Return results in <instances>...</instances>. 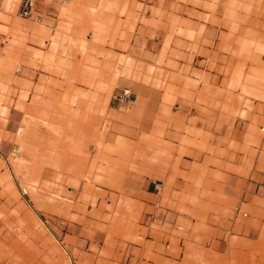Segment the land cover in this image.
<instances>
[{"label": "rangeland", "instance_id": "374dc122", "mask_svg": "<svg viewBox=\"0 0 264 264\" xmlns=\"http://www.w3.org/2000/svg\"><path fill=\"white\" fill-rule=\"evenodd\" d=\"M197 2L34 0L24 17L0 0V264H264V226L245 233L264 208V116L242 136L211 126L220 106L241 129L264 77L191 78L176 47ZM106 58L129 75H105ZM149 182L168 184L152 206ZM121 213L130 228L109 229Z\"/></svg>", "mask_w": 264, "mask_h": 264}, {"label": "crops", "instance_id": "0c3cea01", "mask_svg": "<svg viewBox=\"0 0 264 264\" xmlns=\"http://www.w3.org/2000/svg\"><path fill=\"white\" fill-rule=\"evenodd\" d=\"M191 8L194 37L190 41L183 40L176 49L181 53L180 62L190 64L192 79L195 78V74L199 73V70L209 73L210 78L217 81L231 80L237 77L255 78L257 80L264 77V0H198L196 5L191 6ZM145 27L143 25V30ZM84 44L85 42L82 40L81 45ZM147 55L144 51L142 59L145 60ZM101 72L112 79L129 75L128 67L121 66L120 60L113 61L109 58H106ZM159 72L156 73L157 84H161ZM143 88L147 89L146 87ZM50 90L52 92L57 91L56 88H50ZM149 91H151V96L146 104L148 107L146 115L138 122L136 127L126 129L127 132L133 135H137L140 130H147L152 121L150 116L156 109L159 92L157 90ZM228 91L232 92L229 89ZM212 110L216 112L217 116L215 117L218 120L214 121L211 126L224 128L225 135H229V137L237 134L242 136L243 132L254 126L255 118L264 116V101H254V107L250 111L253 112L249 113L248 118L241 120L243 126L239 130L231 124V118L228 120L220 118V106L214 107ZM215 117H213V120ZM84 118L90 124L103 122L102 117L95 115H88ZM105 133H107L105 130L100 132L102 136ZM141 151L143 161L142 163L137 162V165L140 166L142 164L146 168V156L149 150L146 147H142ZM67 159L68 164H72V158L68 157ZM160 169L157 168L154 173L164 177L165 173ZM127 176V178H130L134 177L135 174ZM64 177L66 175L63 173L59 174L60 179ZM28 187L31 191H37L33 183H30ZM167 189L168 184L164 182H159L158 186L149 182L142 186L141 194L147 206H152L162 200L163 191ZM23 190L27 191V188ZM101 206L94 207L93 211L101 213ZM184 208L191 212L194 211V208L190 206H185ZM252 212H256L258 218L252 228H245V233L251 237H256L264 226V208L252 209ZM122 213L118 218L114 217L109 222V229L112 230L117 227L119 230H126L130 228V222L126 219L125 214ZM11 249L15 250L16 253L17 245L13 244ZM21 253L22 248L18 249V254Z\"/></svg>", "mask_w": 264, "mask_h": 264}, {"label": "built area", "instance_id": "2783aa9c", "mask_svg": "<svg viewBox=\"0 0 264 264\" xmlns=\"http://www.w3.org/2000/svg\"><path fill=\"white\" fill-rule=\"evenodd\" d=\"M34 0H20L19 14L24 17H29L34 12ZM38 16V15H37ZM123 97L122 100H124Z\"/></svg>", "mask_w": 264, "mask_h": 264}]
</instances>
